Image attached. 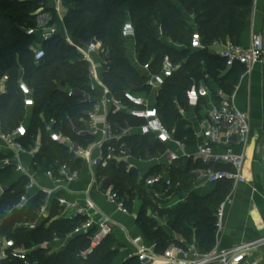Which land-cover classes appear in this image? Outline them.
I'll return each instance as SVG.
<instances>
[{
  "label": "trees",
  "instance_id": "trees-1",
  "mask_svg": "<svg viewBox=\"0 0 264 264\" xmlns=\"http://www.w3.org/2000/svg\"><path fill=\"white\" fill-rule=\"evenodd\" d=\"M62 1L63 6L67 7L63 24L69 35L84 41L96 38L108 51L109 64L103 74V81L114 96H121L125 89L132 86L135 91H149V87L144 85L145 73L138 70L127 56L126 40L121 35V28L127 20L135 29V50L139 64L149 63L152 73L161 70L164 57L178 65L158 89L155 104L161 121L173 131L176 139L189 142L195 139L193 129L186 126L187 122L180 117L178 111V107H187L186 92L192 83L202 82L212 91L214 88H221L230 93L243 71V67L239 65L226 68L225 60L209 50L208 46L215 40L225 39L239 43L250 15V0ZM40 8L54 12L47 0H0V78L4 74L9 75L7 92L0 96V125L3 130L8 131L25 117L26 109L16 86L21 66L24 70L23 79L33 89L35 101L28 134L23 139L24 144L26 147L31 146L40 131L42 145L36 156L43 159L42 164L48 165L50 161L57 159L66 161L75 168L78 160L63 146L50 140L40 115L43 119L45 116H48V120L54 119L53 130L57 131L59 125H62L63 132L75 141H80L83 146L91 140L80 139L66 125V117L70 116L77 121L78 113L87 104L79 103L76 98L67 96L59 89L61 86L87 88V65L59 34L42 43L45 56L37 64L34 63L30 46L38 40V35H28L21 28L34 27L37 10ZM192 23L196 25L202 38L205 46L203 49H191L189 46L194 32ZM158 27L161 28V35ZM208 76L212 78L211 82H207ZM125 142L133 147L135 155L143 154L146 146L150 153L164 149L163 144L150 139L139 144L137 135ZM198 163L203 166L200 161ZM97 171L108 175L106 183L112 184L121 196L127 197L125 206L129 211L134 197L138 196L143 201L137 211L136 225L147 241L156 244L157 250L164 248L170 242L166 234L139 215L146 206L154 204L146 194L142 182L137 183L136 171H127L124 162H109L105 168H98ZM185 178L182 183L190 190L191 184L185 182ZM25 183L26 178L15 176L11 168L0 169V184H8L7 190L0 197V237L12 238L16 245H28L31 239L40 243L53 236L64 237L71 232L81 217L73 220L54 218L59 214L55 204L51 205L49 217L41 220L36 227L19 225L34 221L42 202V196L36 195L24 209L14 210ZM231 188V182L223 180L207 193L190 194L186 204L177 211V232L182 233L188 241L194 240L202 251L214 248L215 211ZM87 247L88 240L84 236L75 235L57 254H47V250L39 249L32 250L29 257L35 264H112L118 250L112 235L86 258L80 257L79 252ZM1 264L22 262L6 259ZM119 264H135V260L131 256Z\"/></svg>",
  "mask_w": 264,
  "mask_h": 264
},
{
  "label": "built area",
  "instance_id": "built-area-1",
  "mask_svg": "<svg viewBox=\"0 0 264 264\" xmlns=\"http://www.w3.org/2000/svg\"><path fill=\"white\" fill-rule=\"evenodd\" d=\"M54 9L57 10L55 5ZM192 26L194 32L191 34L190 48H205L196 25L192 23ZM21 30L28 35H38V40L30 46L35 64L45 56L42 43L56 34L62 36L65 42L79 54L80 59L86 63L87 88L61 86L59 89L67 96L76 98L79 103L87 104V107L82 108L78 113L77 121L67 116L66 125L75 136L91 140L83 146L80 141H75L71 136L66 135L62 130V125H59L57 131L53 130L54 119H50L49 124H46L42 115L40 117L51 141L63 146L73 155L74 159H79L95 168L90 185L100 192L104 200L114 209L128 214L129 210L125 206L127 197L121 196L112 184H107L108 175L98 173L97 170L105 168L109 162L115 164L129 162L137 156L133 153V147L125 142L126 139L135 135L138 136L139 144H142L145 139L163 144L162 153L166 155L169 163L179 158L178 152L183 154L182 140L174 137L173 131L161 121L155 107L158 89L164 80L178 68V65L172 64L167 57H164L161 70L152 73L149 63L139 64L135 50V29L129 20L125 21L121 28V35L125 38L126 44L129 42L132 44L134 58L131 63L145 73L144 85L149 87V91H135L132 86V88L125 89L121 96L116 97L103 81V74L108 69L109 58L108 51L101 41L96 38L89 41L73 38L65 29L64 24L61 28L52 23L48 26L21 28ZM158 32L161 35L160 27H158ZM213 46L218 49H212ZM208 49L213 50L225 60L226 68L239 65L244 70L250 71L264 58V33L260 30L252 31L246 46L225 39L215 40L208 46ZM23 75L24 70L20 66L16 86L26 114L24 119L11 130L5 131L0 125V169L11 168L15 176L26 178L23 192L14 210L24 209L36 195L42 196V202L36 211L37 218L32 222L19 225L29 228L36 227L41 220L49 217L51 205L55 204L59 214L54 218L62 217L73 220L81 217V220L71 232L63 237L60 245L54 247L49 254L59 253L68 244L70 238L81 235L88 240V247L81 250L79 256L86 258L113 234L114 224L93 201L89 195V189L84 192L80 201L56 195V192L62 188V184L77 182L80 177L78 169L73 168L66 161L56 160L42 171L41 174L52 183L50 187L36 180V169L22 163V154H27L32 159L41 147V143H35V140L34 144L29 147H26L23 142L28 134L31 110L35 104L34 91L23 79ZM8 80V74L0 78V96L6 94ZM186 98L190 106L198 105L201 99L208 101L203 122L196 132L199 137L196 160L203 165V168L195 173L200 181L196 187L214 186L223 180L230 181L232 186L245 182L246 158L243 152L236 153L232 148L234 146L245 147L247 144L250 133L248 112L239 110L234 105L230 93L221 88H214L212 91L202 83L193 82L186 92ZM179 111L182 113V110ZM37 134L40 136V131ZM168 143H173L178 152L167 148ZM220 143H223L226 149L223 152H215L214 147ZM143 155L152 159L148 146L144 148ZM140 182L153 203L156 199L168 196L174 188L171 177L166 172L147 174L139 180V184ZM7 188L8 184H0V197ZM227 200L226 196L215 211L216 233L222 229ZM53 242L58 243L60 240L54 238ZM263 242L264 237L228 249L214 247L208 251H202L194 240L188 241L180 238L170 241L164 248L157 250L155 243L138 235L130 239L135 251L127 258L132 256L135 264H240L251 250ZM32 250L34 249L26 248L24 245H16L12 238L0 237V264L6 259H17L22 264H35L29 257Z\"/></svg>",
  "mask_w": 264,
  "mask_h": 264
},
{
  "label": "crops",
  "instance_id": "crops-1",
  "mask_svg": "<svg viewBox=\"0 0 264 264\" xmlns=\"http://www.w3.org/2000/svg\"><path fill=\"white\" fill-rule=\"evenodd\" d=\"M48 1H50L53 9L54 5L57 8V10L54 9L56 13L55 24L61 28L66 8L59 0ZM250 1L251 8L248 22L239 38V44L243 46L248 44L252 31L260 30L264 33V0ZM47 14L48 12L42 13L40 17L44 18ZM192 19L191 16L190 20ZM128 44L127 51L129 48L133 52L132 44L130 42ZM211 48L218 49L216 46ZM230 94L234 105L239 110L247 111L250 118V133L246 146H234L232 148L236 153H244L246 158V181L233 185L231 191L227 194L228 200L224 209L223 226L216 233L215 247L217 249H228L235 245L264 237V159L262 157L264 145V58L250 71L243 69L237 84ZM207 102V100L201 99L196 106L187 105V110L183 107H178V111L182 110V113L179 111V114L186 119V126L192 128L195 135L193 141L182 140L183 154L176 150V146L173 143L166 144L167 148L178 152V159L169 163L168 158L161 151L158 153L151 152L152 159L139 153L129 162H124L127 171L131 169L136 171L137 183H139V180L143 176L153 172L168 173L174 188L168 196L161 197L160 199L167 201L175 197L176 199L183 198L186 201V196L189 192L184 194V191H176L178 186L183 184L182 179L185 176L187 177L185 178V182H190L192 186L191 191H194L196 195L207 193L204 192L205 188L213 189V186L206 185L196 187V184L200 181L196 178L195 174L203 168V166L199 165L195 155L199 144V137L196 132L203 122ZM40 136L37 134L34 139L35 143H41ZM225 149L226 146L223 143L214 147L215 152H223ZM39 150H37L32 159L27 154H22L21 161L25 165H31L33 169H36V180L40 184L50 187L52 183L41 173L57 159L50 161L48 165L42 164L43 159H39L36 156ZM75 160H78V165L75 168L80 173L79 180L70 184H62V188L56 192V195L63 196L69 200L80 201L83 198L84 192L89 189V195L93 201L98 205L102 213L110 217L114 224L112 236L115 238L118 246L119 256L127 257L135 251L134 246L130 243V239L138 235L143 236L135 222L141 200L138 196L134 197L132 209L128 214H123L114 209L111 204L104 200L100 192L90 185L95 168L79 159ZM201 192L202 194H200ZM153 204H156V202ZM240 264H264V242L251 250Z\"/></svg>",
  "mask_w": 264,
  "mask_h": 264
},
{
  "label": "rangeland",
  "instance_id": "rangeland-1",
  "mask_svg": "<svg viewBox=\"0 0 264 264\" xmlns=\"http://www.w3.org/2000/svg\"><path fill=\"white\" fill-rule=\"evenodd\" d=\"M61 3H63L62 0H59ZM47 3L49 6H51L50 1L47 0ZM65 7V6H64ZM66 8V12H67V7ZM38 14L36 15V19H35V23H34V27H41V26H48L52 23H55V17H56V13L54 12H50L48 10H43L42 8H40L39 10H37ZM48 12V14L42 18L40 17L42 13H46ZM66 14V13H65ZM193 14L191 13V16ZM129 45V44H128ZM127 56L128 58L132 61L133 60V55L131 50L128 48L127 51ZM207 82H211L212 78L211 77H206ZM202 83V82H201ZM204 84V83H202ZM185 110H187V108H185ZM181 118H183L185 121L186 119L183 116H180ZM46 124H49V120H48V116L44 118ZM176 125V123H175ZM175 125L173 127H175ZM155 153L161 152L160 150H155ZM190 185V182H188ZM192 190V186L191 189H186V185L185 184H180V186H178L177 190L178 192H185L184 194H186L187 192H189V194L186 196V201L183 198L180 199H176L175 197L170 198L169 200H164V199H156V204H154V206H146L144 212L140 213V217H145V220L150 221V223L152 225H154V228L159 229L160 231H162L163 233L166 234V237L169 241L172 240H177L180 238H184V236L182 235V233L177 232V227H178V221L175 220V218L177 217V211L179 208H182V206L184 204H186L187 200L190 198V192L192 195L195 194L194 191ZM211 189L209 188H205L204 192H208ZM202 194V192L200 193ZM196 195V194H195ZM141 202L143 203V201L141 200ZM148 207V208H147ZM27 228H29L27 226ZM54 238H58L60 240V242L55 243L53 242ZM32 241H30V243L28 245H24L26 248H33L34 250H39V249H44L47 250V254H49L50 252H52L53 248L60 245V243L63 241V237L62 236H53L52 239L47 240V241H42L40 243L35 242L33 239H31ZM118 247V246H117ZM127 257H122L119 256V249L117 250L116 254L114 255V258L112 260V264H119L122 261H124Z\"/></svg>",
  "mask_w": 264,
  "mask_h": 264
},
{
  "label": "water",
  "instance_id": "water-1",
  "mask_svg": "<svg viewBox=\"0 0 264 264\" xmlns=\"http://www.w3.org/2000/svg\"><path fill=\"white\" fill-rule=\"evenodd\" d=\"M262 157L264 159V145H263V148H262Z\"/></svg>",
  "mask_w": 264,
  "mask_h": 264
}]
</instances>
